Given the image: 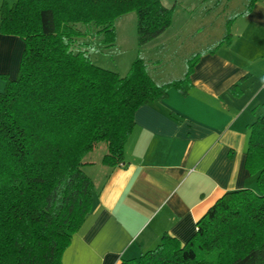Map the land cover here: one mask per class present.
Listing matches in <instances>:
<instances>
[{
    "label": "trees",
    "instance_id": "16d2710c",
    "mask_svg": "<svg viewBox=\"0 0 264 264\" xmlns=\"http://www.w3.org/2000/svg\"><path fill=\"white\" fill-rule=\"evenodd\" d=\"M255 2L247 0L244 11L229 16L219 41L187 57L182 78L158 84L140 56L120 76L94 64L89 52H75L82 35L76 26L93 24L103 43L114 45V21L135 12L142 47L172 26L176 6L162 0L2 1L0 33L17 36L24 47L17 77H0V264H63L93 209L85 157L105 143L101 165H123L135 111L167 99L171 89L186 97L200 56L229 46L233 22ZM250 128L245 168L257 190L225 193L187 242L166 233L155 249L120 264H264V112Z\"/></svg>",
    "mask_w": 264,
    "mask_h": 264
},
{
    "label": "crops",
    "instance_id": "0c3cea01",
    "mask_svg": "<svg viewBox=\"0 0 264 264\" xmlns=\"http://www.w3.org/2000/svg\"><path fill=\"white\" fill-rule=\"evenodd\" d=\"M255 3L233 22L229 46L200 56L186 97L171 89L167 99L135 111L123 165L87 167L93 209L63 264H120L155 249L166 233L187 242L218 198L257 190L245 168L250 126L264 112V0ZM23 47L0 33V77H17ZM159 66L150 68L153 80L163 75ZM4 86L0 78V92Z\"/></svg>",
    "mask_w": 264,
    "mask_h": 264
},
{
    "label": "rangeland",
    "instance_id": "374dc122",
    "mask_svg": "<svg viewBox=\"0 0 264 264\" xmlns=\"http://www.w3.org/2000/svg\"><path fill=\"white\" fill-rule=\"evenodd\" d=\"M162 2L168 8L176 6L173 24L155 41L138 47L137 15L131 12L114 21L117 32L114 45L103 43L104 36L99 35V30L93 24L88 26L79 24L76 29L82 35L75 39L72 49L75 52L80 50L89 52L94 64L120 76H125L134 59L140 56L148 64V72L160 65L162 79L154 77L155 81L180 79L185 73L187 57L198 50H204L205 45L215 43L225 31V23L229 16L245 8L247 0H233L231 3H228L229 0H162ZM203 13L207 16L204 17ZM210 21L213 26L210 25ZM106 151V144L100 143L85 157V161L91 163L89 166L97 163L106 170L107 168L101 165ZM87 167L84 170L89 174Z\"/></svg>",
    "mask_w": 264,
    "mask_h": 264
}]
</instances>
